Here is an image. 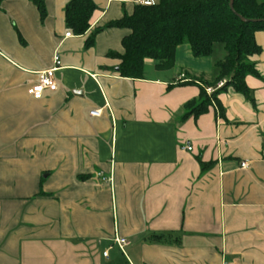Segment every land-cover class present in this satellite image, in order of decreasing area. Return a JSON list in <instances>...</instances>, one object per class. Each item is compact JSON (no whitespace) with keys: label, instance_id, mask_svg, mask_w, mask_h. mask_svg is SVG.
Returning <instances> with one entry per match:
<instances>
[{"label":"crops","instance_id":"1","mask_svg":"<svg viewBox=\"0 0 264 264\" xmlns=\"http://www.w3.org/2000/svg\"><path fill=\"white\" fill-rule=\"evenodd\" d=\"M44 1L42 19L31 0H0V264H264V32L255 106L229 90L182 122L200 95L184 84L211 82L223 48L182 45L171 70L123 79L108 55L130 31L104 28L142 0H91L84 36L67 27L72 0ZM57 51L58 90L34 100Z\"/></svg>","mask_w":264,"mask_h":264},{"label":"trees","instance_id":"2","mask_svg":"<svg viewBox=\"0 0 264 264\" xmlns=\"http://www.w3.org/2000/svg\"><path fill=\"white\" fill-rule=\"evenodd\" d=\"M230 1L158 0L154 6L135 5L132 14L125 12L122 19L104 28L130 31L122 41L124 53L111 52L108 55L119 61L117 74L123 79L144 80L149 62L154 63L158 71L171 70L175 65L176 51L182 45H188L195 58L210 57L217 46H222L225 56L215 64L214 79L211 82L191 80L184 84L197 85L200 95L184 106L182 122L208 114L211 107L222 108L218 97L229 90L255 106L246 78H261L256 59L262 54V48L256 35L264 32V0H235L234 12ZM31 2L44 19L45 1ZM96 10L91 0L70 1L65 10L68 29L77 36H84ZM239 16L257 22H244ZM104 29H97L87 39L86 46L92 47L97 34ZM223 80L225 86L208 95L206 89L216 87ZM198 161L203 171L211 166L201 159Z\"/></svg>","mask_w":264,"mask_h":264},{"label":"built area","instance_id":"3","mask_svg":"<svg viewBox=\"0 0 264 264\" xmlns=\"http://www.w3.org/2000/svg\"><path fill=\"white\" fill-rule=\"evenodd\" d=\"M158 3L157 0H142L139 4L144 6H154ZM73 37L71 33L66 35V38ZM61 67V57L58 51L55 54L54 57V68L43 71L39 73L37 82L31 87L29 94L34 100H41L43 98V94L46 90H49L51 92H56L58 90L57 83L55 81V73L57 70H59ZM226 84V81L223 80L216 87H209L206 89L208 95H212L217 90L223 88ZM92 117H101L102 112L101 111H92L90 114ZM184 150L187 152H192L193 147L192 146H184ZM242 167L246 168L248 167L247 164H242ZM116 244L120 247L121 251L124 252V249L126 246H128V242L125 239H117L116 238ZM104 257H108V252L104 253ZM225 264H236V263H225Z\"/></svg>","mask_w":264,"mask_h":264},{"label":"water","instance_id":"4","mask_svg":"<svg viewBox=\"0 0 264 264\" xmlns=\"http://www.w3.org/2000/svg\"><path fill=\"white\" fill-rule=\"evenodd\" d=\"M234 1H235V0H231V1H230V8H231V10H232L233 12H234ZM239 18H240L242 21H244V22H257V21H248V20L242 18L241 16H239ZM74 94L76 95V94H81V93H74Z\"/></svg>","mask_w":264,"mask_h":264},{"label":"rangeland","instance_id":"5","mask_svg":"<svg viewBox=\"0 0 264 264\" xmlns=\"http://www.w3.org/2000/svg\"><path fill=\"white\" fill-rule=\"evenodd\" d=\"M157 1H158V0H157ZM216 48L220 49V48H222V46H217ZM216 48H215V49H216ZM219 51H220V50L217 51V54L219 53ZM146 71H147V74H148L149 76H151L152 73H151V71H150V68H147ZM254 78H255V77H254Z\"/></svg>","mask_w":264,"mask_h":264}]
</instances>
